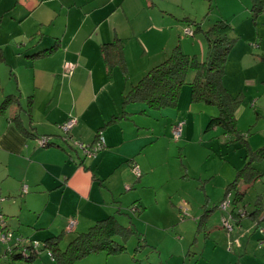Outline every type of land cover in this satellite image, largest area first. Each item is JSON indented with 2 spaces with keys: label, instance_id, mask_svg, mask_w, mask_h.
Returning <instances> with one entry per match:
<instances>
[{
  "label": "crops",
  "instance_id": "0c3cea01",
  "mask_svg": "<svg viewBox=\"0 0 264 264\" xmlns=\"http://www.w3.org/2000/svg\"><path fill=\"white\" fill-rule=\"evenodd\" d=\"M169 5V0H16L1 11L0 105L7 97L9 101L0 111V234L9 230L20 237L12 234L8 242L0 241V264H16L6 252L19 239L25 244L23 236L44 241L62 234V240L75 219L71 239L121 212L120 195L131 186L132 164L157 139L151 120L170 114L169 108L154 110L141 101L124 104L125 95L135 78L166 59L176 45L202 59L206 55L202 40L200 51L196 40L182 35L187 25L169 17ZM244 23L248 27L249 21ZM117 37L125 40L126 69L103 57L104 43ZM243 49L250 54L249 47ZM136 55L140 69L134 77ZM223 83L231 91L224 78ZM70 116L77 118L71 141L92 144L98 135L103 137L106 146L95 156H85L65 141L61 126ZM115 116L119 118L113 120ZM44 135L54 144L40 146L38 137ZM248 144L253 150L260 148ZM136 163L150 170L140 156ZM210 211L202 226L198 211L181 221L176 215L181 239L186 240L179 249L184 264H225L215 261L213 252L225 240L228 220L234 229L230 235L226 231L232 243L224 249V261L264 264L255 261V253L249 258L252 228L258 226L253 218H236L215 206ZM48 254L51 260L41 255V264H53ZM35 259L21 260L31 264Z\"/></svg>",
  "mask_w": 264,
  "mask_h": 264
},
{
  "label": "rangeland",
  "instance_id": "374dc122",
  "mask_svg": "<svg viewBox=\"0 0 264 264\" xmlns=\"http://www.w3.org/2000/svg\"><path fill=\"white\" fill-rule=\"evenodd\" d=\"M1 1L0 20L1 11L16 3V0H3L2 4ZM169 2L170 11L173 13L169 17L173 21L187 25L181 32L185 37L183 32L186 28H190L189 25L193 27V31L197 29V23L203 29H207L218 17L227 19L232 24L235 34L241 35L240 41L235 44L236 49L233 48L228 56L223 78L233 94L244 92V101L238 110L237 126L240 134L253 148L261 147L264 145V61L259 59V56L264 52V11L257 15L254 21L251 0L246 2L244 0H169ZM21 3H26V0H21ZM243 20L249 21L248 27L245 23L242 24ZM187 37L192 38L194 42L196 40L200 51V40H202L207 51V41L203 32L196 31L195 35H187ZM248 47L251 50L250 54L243 52V48ZM198 57L201 58L200 55ZM135 63L132 64L131 73L134 77L140 69L137 55ZM191 74L194 75L192 69L186 75V84L180 92L177 107L166 110L170 114L161 117L159 121L151 120L155 125L154 136L157 139L153 145L136 157L137 161L140 156L148 163L150 170L147 171L139 166L142 171L140 177H137L132 170L131 186L120 195L123 204H120L122 210L117 214L118 221L123 225L133 226L139 234L132 233L124 239L126 250L121 253L108 254L106 251H100L77 260L75 264H137L135 257L139 260L138 264H184L179 257L181 254L179 249L182 244H186V240L181 239L178 224L175 222L176 215L181 221L183 217L188 218L195 211L208 214L211 212L210 208L214 206L215 210L222 209L228 212L234 209L235 189L232 188L231 192L226 194V188L236 178L238 170L244 167L247 161V149L241 139L227 134L222 126L210 125L211 118L218 113L216 106L202 101H192L188 84L193 78V76L189 78ZM139 79V77L135 78V83ZM139 119L146 120L144 116ZM180 122L183 123L184 133L181 132L179 138H175L173 129ZM256 166L263 175L245 194L247 211H252L259 199L264 203V161L257 162ZM228 198L232 204L226 208L222 207L221 203ZM242 208L241 205L240 210ZM240 210L236 209L237 212ZM263 227L264 221L261 226L252 228L254 237L248 246L250 260L254 258L252 254L255 253L257 263L259 260L264 261ZM226 231L225 229L223 232L225 240L220 242L213 252L214 260L219 259V262L225 264L228 260L224 261L223 258L228 254L224 249L229 250V241L232 243L231 239L228 241ZM12 234L20 237V234L14 232ZM70 234L71 232L66 231L61 240L63 247H66L71 240ZM144 236L146 242L139 239ZM21 238L25 245L30 244L31 239H34L25 236ZM116 239L121 241L119 237ZM40 243L42 247L40 254L31 264H41L39 261L41 255L51 260L49 251L43 248L42 241ZM172 253L174 255H171ZM191 253L193 252L190 251ZM208 253L212 255L211 250ZM188 256L190 257L189 254ZM16 264H24V262L17 259ZM53 264H56V261H53Z\"/></svg>",
  "mask_w": 264,
  "mask_h": 264
},
{
  "label": "trees",
  "instance_id": "16d2710c",
  "mask_svg": "<svg viewBox=\"0 0 264 264\" xmlns=\"http://www.w3.org/2000/svg\"><path fill=\"white\" fill-rule=\"evenodd\" d=\"M251 11L253 20L256 21L257 15H260L264 11V0H251ZM194 31H201L206 37L207 51L205 57L201 59L196 54H188L182 49L181 45H176L166 59L151 67L129 89L125 95L124 104L141 101L147 104L150 109L154 110L176 108L180 92L183 85L186 84V75L192 69L194 75L192 80L188 82L191 87L192 101H202L206 104L216 106L218 113L211 118L210 125L222 126L227 134L235 135L237 139H241L247 149V161L244 167L238 170L236 178L226 188V194H229L232 188L235 189L233 198L234 209L232 210L234 217H251L258 226H261V222L264 220L262 199H259L256 207L251 212H248L245 209L244 198L249 187L262 175V172L257 169L255 164L259 161H264V145L257 150H253L249 146L248 140L240 134L237 126L238 110L244 101V94L243 92L236 95L232 94L223 83L229 53L236 42H238L240 36L235 34L232 24L222 17H218L207 29H203L197 23V29ZM102 51L103 57L107 62L119 63L126 69L124 39L117 37L113 41L104 43ZM260 57L264 60V52ZM8 101L9 97L0 105V111L5 108ZM124 113L126 112H123L122 115ZM118 118L119 116H115L113 120ZM99 136L97 137L99 138ZM63 137L65 136L63 135ZM65 141H70L73 147L83 152L80 147L74 145L73 141ZM52 144L54 142L50 138L47 145ZM231 204L232 202L230 201ZM241 205L243 208L240 210ZM236 209L240 211L237 212ZM206 215H208L207 212L202 215V219L200 218V226L204 224V217ZM233 229L234 225L232 226L231 232ZM2 232L10 231L3 230ZM132 233L139 234L133 226L123 225L115 215H110L96 221L88 230L74 235L64 249L60 246L62 234L49 237L42 241V243L43 248L50 252L56 264H75L77 260L92 253L106 251L110 254L125 251L126 245L124 239ZM117 237L121 241H118L116 239ZM139 239L146 242L145 238L140 237ZM26 246L32 248L29 244H26ZM41 248H39V251ZM19 250L20 246H14L11 252H6L7 257L10 260L24 259L27 262H31L39 252H32L30 250L27 256H23ZM134 259L138 264L139 260L136 257Z\"/></svg>",
  "mask_w": 264,
  "mask_h": 264
},
{
  "label": "built area",
  "instance_id": "2783aa9c",
  "mask_svg": "<svg viewBox=\"0 0 264 264\" xmlns=\"http://www.w3.org/2000/svg\"><path fill=\"white\" fill-rule=\"evenodd\" d=\"M184 32L187 35H192L194 33L191 28H186L184 30ZM65 67L69 68L70 71L73 70V68H74L70 63H66ZM76 121H77L76 117L70 116L69 119H67L62 124L61 128L63 130L65 140H70L71 137H70L69 133H70L71 128L75 125ZM182 127H183L182 122L175 125L174 131H173L175 138H179V136L181 135ZM50 138L51 137L45 136V135L38 137L39 145L42 147H45L47 145V143L49 142ZM73 143H74V145L80 147L83 150V153L85 154V156H88V157L95 156L101 149H103L106 146L105 141H104L102 136H99V138L95 142H93L92 144H85V143H82V142L77 141V140L73 141ZM132 170L136 174L137 177H140L142 175V171H141V169L137 163L133 164ZM24 190L26 191V186L24 187ZM228 205H230V198H228L227 201H223L221 203V206L224 208H226ZM242 213H244V212H242ZM75 223H76L75 219L70 220L68 227H67V230L68 231L72 230L73 227L75 226ZM224 225L227 228L228 234H230L233 225L229 222V220L224 221ZM11 237H12V234L10 232H2L0 235V241L3 243H6L11 239ZM20 241L21 240L19 239L15 245L9 246L7 251L11 252L14 246H20L19 251L22 253L23 256H27L29 254L30 250H32V252L33 251L37 252V251H39V248L41 247V243L38 240H31V243L29 245L32 246V248H28L25 244H21Z\"/></svg>",
  "mask_w": 264,
  "mask_h": 264
}]
</instances>
